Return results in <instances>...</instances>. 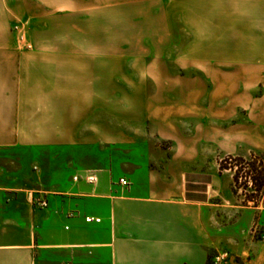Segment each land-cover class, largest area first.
<instances>
[{
    "label": "crops",
    "instance_id": "crops-1",
    "mask_svg": "<svg viewBox=\"0 0 264 264\" xmlns=\"http://www.w3.org/2000/svg\"><path fill=\"white\" fill-rule=\"evenodd\" d=\"M210 1L222 6L208 13L209 43L196 51L208 53L211 66L168 79L160 62L153 66L160 76L146 78L161 85L255 86L256 94L247 104L232 102L230 94L168 97L146 111L169 141L157 146L162 155L129 152L126 172L82 168L52 191L10 177L1 156L54 145L63 134L65 143L81 141L71 134L83 132L89 106L104 99L95 89L104 84V63L119 72L130 50L117 46L105 55L103 45L73 38L103 36V6L120 2L0 0V264H214L221 253L228 254L223 264H264L263 241L249 228L264 224V192L255 205L241 204L233 172L220 169L216 157L264 154V0ZM16 24L30 47L18 43ZM87 169L96 172V183L72 179ZM39 197L45 207L33 202Z\"/></svg>",
    "mask_w": 264,
    "mask_h": 264
},
{
    "label": "rangeland",
    "instance_id": "rangeland-1",
    "mask_svg": "<svg viewBox=\"0 0 264 264\" xmlns=\"http://www.w3.org/2000/svg\"><path fill=\"white\" fill-rule=\"evenodd\" d=\"M114 1L120 3H105L103 6V36L73 39L87 46L103 45L105 55L110 56L117 46L122 49L125 45L130 50L127 54L129 61L126 60L124 67L120 65L119 72L115 68L112 70L110 62L104 63V84L95 88L104 99L89 106L93 108L88 110L89 115L83 121V132L71 134L73 140L79 136L76 140L81 141L65 143L69 135L63 134L61 141L54 145L14 149L1 156L5 159L1 161L4 172L16 177L25 187L58 191L76 170L113 166L115 174L119 175L128 169L126 157L129 152L135 156L162 155L157 149L168 147L169 141L158 136L146 115L148 110L165 103L168 97L181 100L192 93H216L228 98L230 94L232 102L243 98L242 103L247 104L252 94H256L255 86L161 85L146 78L148 73L160 76L159 69L153 67L160 62L169 68L168 79L205 72L211 66L206 59L208 53L196 50L198 46L207 48L208 13L222 5L214 6L209 0ZM22 32L24 38L17 41L27 47L26 43L30 45L31 42L24 27ZM150 63L153 64L152 71L145 69ZM130 141L135 143L129 148ZM216 157L224 159V169H230L233 174L237 171L238 179L233 180V189L241 204L255 205L264 189L259 190L251 180L264 176V154L254 151L242 157L243 160L232 155L216 154ZM256 225L253 223L250 230ZM257 226V231L252 234L263 241L258 251L264 252V237L260 236L264 235V224ZM227 258L228 254L219 264Z\"/></svg>",
    "mask_w": 264,
    "mask_h": 264
},
{
    "label": "built area",
    "instance_id": "built-area-1",
    "mask_svg": "<svg viewBox=\"0 0 264 264\" xmlns=\"http://www.w3.org/2000/svg\"><path fill=\"white\" fill-rule=\"evenodd\" d=\"M22 24H16L14 26V31L16 32V36H17V40H22L24 38V33L22 32ZM26 46L27 47H30L29 44L26 43ZM72 179L74 181H77L79 179H83L85 182L89 183V184H94L97 182L98 178H97V175H96V172L94 170H91V169H87V170H84L82 174H74L72 176ZM118 183L123 186V187H127L128 184H129V181L123 177H120L118 178ZM33 202L37 205V206H40V207H45L47 205V201L46 199L44 198H36L35 200L32 199ZM84 220L87 221V222H90V221H99V218H94L92 216H85L84 217ZM253 232H256L257 231V228L254 227ZM261 237H264V235L262 234ZM226 256V253H221V254H217L212 262L214 264H219V262H221Z\"/></svg>",
    "mask_w": 264,
    "mask_h": 264
},
{
    "label": "trees",
    "instance_id": "trees-1",
    "mask_svg": "<svg viewBox=\"0 0 264 264\" xmlns=\"http://www.w3.org/2000/svg\"><path fill=\"white\" fill-rule=\"evenodd\" d=\"M227 158H231V156H228ZM234 158H237L239 160H243L242 157H238V156H234ZM224 159H221L219 162V168L220 169H224L226 168L223 164H224ZM238 179V174L237 171L235 170L234 174H233V180L236 181ZM252 183L254 184L255 187H257L259 190H263L264 189V176H262L261 178L259 177V180L256 178H252ZM258 182V183H257Z\"/></svg>",
    "mask_w": 264,
    "mask_h": 264
}]
</instances>
